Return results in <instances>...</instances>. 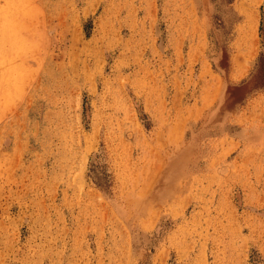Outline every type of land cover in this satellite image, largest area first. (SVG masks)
Returning <instances> with one entry per match:
<instances>
[{
	"label": "rangeland",
	"instance_id": "obj_1",
	"mask_svg": "<svg viewBox=\"0 0 264 264\" xmlns=\"http://www.w3.org/2000/svg\"><path fill=\"white\" fill-rule=\"evenodd\" d=\"M0 264H264V0H0Z\"/></svg>",
	"mask_w": 264,
	"mask_h": 264
}]
</instances>
